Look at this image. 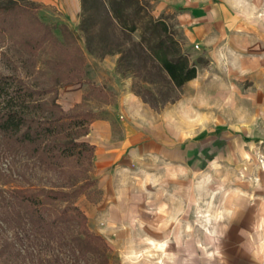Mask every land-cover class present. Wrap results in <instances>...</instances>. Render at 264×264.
Instances as JSON below:
<instances>
[{
    "label": "crops",
    "instance_id": "1",
    "mask_svg": "<svg viewBox=\"0 0 264 264\" xmlns=\"http://www.w3.org/2000/svg\"><path fill=\"white\" fill-rule=\"evenodd\" d=\"M31 1L61 12L66 20L61 24L79 23L81 0ZM150 3L153 16L173 27L196 64L197 77L185 84L176 102L155 111L117 71V55L99 59L85 51V78L115 99L95 109L98 117L85 138L95 146L98 197H83L81 209L90 229L120 250L136 240L140 229L158 244L184 240L190 203L196 210L202 200L203 171L211 175L222 155V161L228 150L232 155L234 126L241 130L239 137L250 131L243 121L234 123L235 108L241 109V120L257 121L264 132V32L229 0ZM85 91L83 84L67 85L58 102L69 110L81 103ZM224 211L225 216L233 213Z\"/></svg>",
    "mask_w": 264,
    "mask_h": 264
},
{
    "label": "trees",
    "instance_id": "2",
    "mask_svg": "<svg viewBox=\"0 0 264 264\" xmlns=\"http://www.w3.org/2000/svg\"><path fill=\"white\" fill-rule=\"evenodd\" d=\"M150 1L81 0L80 31L86 51L99 59L117 55V71L135 79L132 91L160 111L180 98L185 84L197 77V68L173 27L153 16ZM59 28L64 43L40 21L36 3L0 0V39L19 37L34 56L46 48L73 52L80 67L66 84L97 89L84 78L85 55L77 37L66 25ZM57 94L55 86L35 91L17 73L0 68V141L10 156L9 174L0 182V191L6 202V227L12 230L0 243V264H85V260L86 264H118L112 245L90 229L87 215L77 205L83 194L79 182L41 187L15 184L18 151L53 169L64 160L93 161L95 146L85 138L97 114L77 112L84 97L65 110L57 103Z\"/></svg>",
    "mask_w": 264,
    "mask_h": 264
},
{
    "label": "rangeland",
    "instance_id": "3",
    "mask_svg": "<svg viewBox=\"0 0 264 264\" xmlns=\"http://www.w3.org/2000/svg\"><path fill=\"white\" fill-rule=\"evenodd\" d=\"M229 2L249 16L261 32H264V0ZM36 4L40 21L49 25L58 41L64 43L59 28L60 22L66 21L62 13L57 9ZM80 23L81 17L78 25L74 26L72 23L67 27L77 37L85 55V39L80 31ZM135 38L137 39V36ZM79 67L73 52L46 48L34 56L22 45L19 37L0 39V68L6 73H17L35 91L50 85L57 87L58 104L59 91L70 85L66 82ZM124 76L131 80L132 88L134 77ZM85 86V100L77 109L79 113H96L95 109L112 103L115 99L114 94L105 87L97 86V89L91 90L90 86ZM99 88H103L104 92ZM234 110V123L240 124L243 121L250 131L239 137L242 136L241 130L234 126V136L238 141H234L232 155L228 150L227 161H222V155L221 161L219 158L217 164L211 167V175L206 176L203 171L202 200L200 205L196 204V210L192 201L190 203L184 226V240H167L158 244L147 240L145 231L140 229L136 240L127 243L123 249L112 245L115 251L113 258L118 264H236L239 260L250 264H264V132L258 129L257 121H251L250 124L249 120H241L238 113L240 108ZM245 116L246 113L244 118ZM222 146H219V150ZM213 156L212 153L206 159H213ZM15 160L14 178L18 186L41 187L79 182L83 188V194L77 199L80 208L83 197L86 196L90 200L98 197L93 189L96 182L93 165L85 157L77 162L64 160L59 169L43 165L23 151L16 153ZM206 164L207 162L203 161V169ZM9 165L10 156L4 143L0 141V182L6 181ZM5 205L4 194L0 191V243L12 233V230H7L6 227L3 210ZM225 209L233 212L232 215L225 216ZM231 221H237V224L231 225ZM229 229L232 231H228Z\"/></svg>",
    "mask_w": 264,
    "mask_h": 264
},
{
    "label": "built area",
    "instance_id": "4",
    "mask_svg": "<svg viewBox=\"0 0 264 264\" xmlns=\"http://www.w3.org/2000/svg\"><path fill=\"white\" fill-rule=\"evenodd\" d=\"M199 47L198 46H196V49H198Z\"/></svg>",
    "mask_w": 264,
    "mask_h": 264
}]
</instances>
